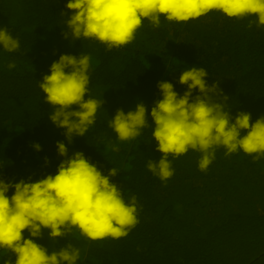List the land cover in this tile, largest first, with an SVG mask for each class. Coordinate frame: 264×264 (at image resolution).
Listing matches in <instances>:
<instances>
[{
  "label": "trees",
  "instance_id": "obj_1",
  "mask_svg": "<svg viewBox=\"0 0 264 264\" xmlns=\"http://www.w3.org/2000/svg\"><path fill=\"white\" fill-rule=\"evenodd\" d=\"M66 2L0 0V27L20 45L11 53L0 48V175L13 184L55 175L64 157L53 155L48 145L62 142L69 156L82 152L104 175L118 170L110 180L126 202L137 197L139 223L118 239L91 241L76 229L56 241L49 240V230H42L40 239L25 230L24 238L49 252L70 243L80 250L77 264H264V159L253 162L242 151L226 156L219 148L201 172L200 154L189 150L176 159L168 157L174 175L166 182L146 167L149 159L158 161L161 155L155 151L150 115L161 98L157 84L172 83L182 96L187 86L179 84V76L189 67L204 68L209 86L220 82L233 118L246 112L254 123L264 116V27H247L255 16L237 20L219 11L180 23L161 16L159 28L144 20L132 43L109 51L95 40L73 41L70 33L64 38V21L72 14ZM64 54L91 57L88 95L105 101L94 125L71 144L66 130L49 120L53 109L38 87ZM140 102L149 127L134 140L118 141L108 121L117 109L126 114ZM9 256L15 264L14 254L0 250V264Z\"/></svg>",
  "mask_w": 264,
  "mask_h": 264
},
{
  "label": "clouds",
  "instance_id": "obj_2",
  "mask_svg": "<svg viewBox=\"0 0 264 264\" xmlns=\"http://www.w3.org/2000/svg\"><path fill=\"white\" fill-rule=\"evenodd\" d=\"M66 9L72 14L64 23L72 40L91 39L103 44L106 50L118 49L132 43L137 31L147 20L153 28H159L161 19L168 22H187L219 11L227 18L237 20L255 16L253 24L264 27V0H67ZM65 16L64 12L60 13ZM19 40L6 28L0 27V48L11 53L19 50ZM91 57L87 54H64L50 66V74L44 75L38 87L44 94V102L53 111L49 120L65 129L69 144L74 136L83 137L94 125L97 110L105 103L88 95ZM9 69L15 67L9 63ZM207 71L202 67H189L179 76V84L187 91L178 95L172 83L158 82L161 98L154 103L150 115L154 123L152 138L160 153L158 161L147 162V170L166 182L174 175L171 161L189 150L198 152V170L206 172L215 159L217 149H225V155L242 151L253 162L264 159V116L253 123L251 114L238 112L233 118L227 101L229 97L219 89V81L209 86ZM198 94L193 96V91ZM87 97V99H85ZM75 106V110H73ZM147 109L140 102L135 110L117 109L108 127L120 142L131 141L149 127ZM246 134L242 135L241 133ZM40 150V145H33ZM58 155L64 157L55 175L31 182L21 179L6 183L0 175V250L15 255V264H77L80 250L68 243L58 250L34 242L43 238L42 230H49V240L64 238L73 229L85 239L97 241L106 237L114 239L128 235L139 223L137 197L126 202L120 187L112 183L118 170L111 168L104 175L82 152L68 155V148L57 142ZM119 151L118 146H112ZM9 189L13 194L7 195ZM27 230L32 238H24ZM2 264H12L11 257Z\"/></svg>",
  "mask_w": 264,
  "mask_h": 264
},
{
  "label": "rangeland",
  "instance_id": "obj_3",
  "mask_svg": "<svg viewBox=\"0 0 264 264\" xmlns=\"http://www.w3.org/2000/svg\"><path fill=\"white\" fill-rule=\"evenodd\" d=\"M49 48H51V49H50L51 52H52V50L54 49V48H52V47H49ZM49 56H50V54H49ZM48 150L51 151V152L53 153V155H57V156H59V155H58L57 148H56V144H49V145H48Z\"/></svg>",
  "mask_w": 264,
  "mask_h": 264
}]
</instances>
